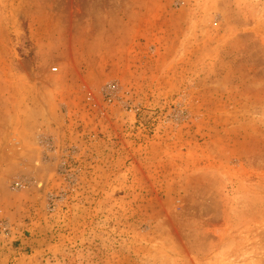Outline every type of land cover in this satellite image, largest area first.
<instances>
[{"label": "rangeland", "instance_id": "obj_1", "mask_svg": "<svg viewBox=\"0 0 264 264\" xmlns=\"http://www.w3.org/2000/svg\"><path fill=\"white\" fill-rule=\"evenodd\" d=\"M0 264H264V0H0Z\"/></svg>", "mask_w": 264, "mask_h": 264}, {"label": "built area", "instance_id": "obj_2", "mask_svg": "<svg viewBox=\"0 0 264 264\" xmlns=\"http://www.w3.org/2000/svg\"><path fill=\"white\" fill-rule=\"evenodd\" d=\"M113 91V86L112 85H108L107 87H106V95H109V98H108V102H110L111 101V99H112V97L110 96V93Z\"/></svg>", "mask_w": 264, "mask_h": 264}]
</instances>
